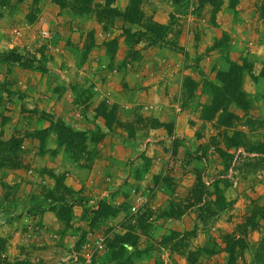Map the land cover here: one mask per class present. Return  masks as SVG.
I'll list each match as a JSON object with an SVG mask.
<instances>
[{"label":"rangeland","instance_id":"1","mask_svg":"<svg viewBox=\"0 0 264 264\" xmlns=\"http://www.w3.org/2000/svg\"><path fill=\"white\" fill-rule=\"evenodd\" d=\"M148 1L145 0L144 5ZM162 1L173 4L171 6L173 9L166 22V24H170V27L165 37L169 41L168 44L170 40H176L175 44L183 55L187 56V52L185 47L183 50L180 45L188 42L197 52L201 39L204 40L205 37L210 36L211 45L207 46L203 56H200L201 58L205 56L203 64L211 65V67L209 66L211 71L206 76L208 81L216 82L218 73L226 71L233 62L245 63L250 68L243 81V90L250 101L248 118L242 117L239 111L231 108V111L239 116V120L234 122L231 127L215 128L213 122H208L210 125L207 130L198 127L194 136L204 142L197 152L188 153V157L195 160L197 164H204L201 168H193L194 173L191 174L193 183L188 194L201 177L211 185L215 180L226 179L227 182H223L221 186L226 185L224 195L229 206L220 212H216L215 208L211 207L214 216L207 217L203 222L198 220L196 208L188 213V224L184 221L182 225H179L177 217L164 218L162 211L155 212L156 210L149 207V201L155 195L154 189L159 185L165 183L166 186L169 208L166 213L176 214L183 211V207L189 205L191 201L188 200V197L181 199L177 197L180 185L176 183L177 180L174 177L149 175V183L145 182L149 161H146L141 154L137 157L139 160L133 161L134 157L131 159L128 170H126V173H130L129 175L137 182L143 180L144 182L142 184L132 182L126 187L125 196L127 199L118 207L125 213L123 226H102L101 220L97 221L93 228L87 226L86 230L80 227L78 229L73 226L72 219L67 224L54 214L59 224V229H54L42 219L44 212L34 215L27 211L29 208L36 209L38 208L36 206L41 204L42 208L51 212L48 210L50 200L47 196L51 194L55 186L52 174L63 177L64 183L69 176H65L63 172L55 174L46 170V167H33L36 154L42 155L44 152L39 151L34 154L32 151H25L22 148L23 138L18 150L14 153L7 155L0 152V157L7 156L6 160L0 159V264H13L18 260L27 261L28 264H192L187 261L188 254H191L190 259L193 264H224L227 255L224 252L226 245L223 238L226 235L241 236L242 225L246 221L249 211L253 206L264 207V167L255 166L256 155L247 152L250 144H264V83L259 81V72L264 63V19L260 14L261 9L264 11V0H255L250 16L243 18L237 14L235 19L234 12L227 8L228 0H223V6L215 15L212 13V7L205 4L204 0H177L176 3L174 0ZM90 5L89 8H82L87 9L86 13L88 14H95L98 9L94 8L92 4ZM150 6L151 2L148 4V7ZM75 8L73 5L74 10ZM0 9V12H5L4 8ZM76 9L80 10L81 6ZM27 11L24 20L18 18V15L9 14L11 18H4L6 22L0 27V64L3 66V70L12 76L10 77L13 78L12 82L17 85L19 71H31L39 74L57 62V57L50 49L56 40L53 22L42 17L40 3L30 6ZM29 14L33 17L31 21L28 18ZM221 15L229 16V19L223 21L222 25L220 24ZM145 16L150 17L147 14ZM109 25L113 24H107V26ZM43 29L49 31L48 39L41 37ZM136 30V28L130 29L131 32ZM17 31H21L23 34L21 40L17 39ZM209 31L218 32L220 35L212 40L213 34H210ZM141 39L139 44L148 55L141 56L138 50L134 49L139 44H126L128 49L123 65L135 62L138 68L146 69L147 63L154 62L150 52L157 51V49H171L160 44L151 45L145 36ZM238 50L241 52L238 59L231 60L236 56L234 51ZM190 52L192 57H199L196 55L197 53L193 55L191 50ZM192 57L190 60L194 63L195 60ZM210 57L213 58L212 61L209 60ZM113 59L114 55L111 57L112 62ZM198 61L195 62L197 65ZM157 63L158 66L161 65L158 61ZM148 66L152 67L150 64ZM121 69L123 68H119L120 73L127 71L126 68L124 71ZM132 69L129 68L131 72ZM210 77H212L211 80H209ZM186 101L192 100L187 99ZM100 104H96L95 111L98 108L97 110L105 109L111 112L113 117L110 119L114 125V131H120L127 147L135 146L132 154L137 155L139 146L137 142L148 136L150 127L155 124L153 119L150 120V117L142 116L140 106H136L135 111H130L118 103ZM186 104L182 103L183 106ZM201 104L197 102L194 106L191 105L195 108L193 113L199 114L200 119L203 108L199 109L198 106ZM102 106L103 108H101ZM29 111L32 109H24V112L32 114ZM251 111L253 112L251 113ZM254 119L257 121H252ZM166 130L170 132V135L173 134L172 126ZM235 131L244 133L247 145L227 150L225 136H231ZM27 133L33 132L26 131L24 135ZM17 135H22V132H18ZM178 142L180 139L171 140V150L172 153L175 152L174 154L180 150ZM1 148L3 147L0 146ZM220 151L231 156V159H223ZM91 153L93 154L91 159H82L83 164L79 163L81 161L78 162V165L86 167L89 171L96 164L95 159L99 157L98 150L94 149ZM174 154L173 156H175ZM66 155L64 160L68 161ZM182 170L184 172L181 173L179 170L177 173L182 174V177L190 176V171ZM80 174L81 172H78L74 175L79 178L83 176ZM171 175H176V172L172 170ZM30 177L32 179H29ZM79 193L82 196V193H90V190ZM138 196L141 197L140 201L136 200ZM68 198L65 196V199L68 200ZM91 199L93 202L88 205L90 206L88 208L99 206L97 199L95 200L93 197ZM133 206L138 208L135 214H132L131 211ZM72 216L74 217L73 213ZM152 216L157 218L151 219ZM169 218L173 221H168ZM80 229L82 231H79ZM126 230L130 232L136 246L135 248L127 247L120 257H113L112 253L114 252L108 248L107 243L113 239L114 234H122ZM189 231H193L194 234L175 239L174 243H163L164 239L168 240L172 232L183 235ZM98 236L104 238V247L95 250V239ZM244 241L245 247L236 251L235 264H264V222L258 221V226L254 229L247 228ZM85 245H87L86 249H84ZM88 253L90 260H87ZM86 261L89 262L86 263Z\"/></svg>","mask_w":264,"mask_h":264},{"label":"crops","instance_id":"2","mask_svg":"<svg viewBox=\"0 0 264 264\" xmlns=\"http://www.w3.org/2000/svg\"><path fill=\"white\" fill-rule=\"evenodd\" d=\"M75 1L77 0H63L64 6H60L54 0L40 2V14L54 24L56 40L52 47L48 46L57 57V62L54 64L53 61V66L39 74L19 71L17 85L12 82L13 78H10L12 76L4 71L0 64V97H2L0 98V135L3 141H8L18 132H22L20 135L24 138L22 148L34 154L38 153L41 150L40 139L31 136L24 137V132L48 130L50 123L40 119L41 114H46L54 120H60L66 126L78 131L90 132L98 128L104 134L97 144L88 143V151L94 149L99 151V157L94 161L96 164L90 171L78 165V162L64 160V149L58 146L56 134L50 131L44 137V153L42 155L38 153L34 158L33 167H46V170L55 174L63 172L65 176H69L65 179V184L74 191L85 193L90 190V193L81 194L84 199L83 204L72 210L73 226L86 230L89 225L87 219L83 217L84 212L98 208V205L91 209L88 208L90 207L88 205L93 202L91 197L97 199L98 204L102 200L119 207L127 199L126 187L132 182L139 184L144 182V180L137 182L129 175L130 173H126L131 159L134 157L133 161L139 160L137 157L141 154L146 161H149L145 182L149 183V175H169L174 177L177 180L176 183L180 185L177 197L179 199L187 197L193 183L191 178V174L194 173L193 168L204 166L190 159L188 153L197 152L204 142L194 136L197 128L207 130L210 125L202 121L199 114L193 113L195 110L193 106L200 102L202 104L198 108L201 109L211 100L210 95L202 89L204 79L207 80L206 76L211 71L209 69L211 65L203 64L205 56L200 57L203 56L206 47L211 45V39L209 35L204 40L201 39L197 52L188 42L180 45L183 50L185 47L187 56L179 50H154L150 52L154 62L147 63L146 69L138 68L135 62L123 65L128 47L124 42L122 31L124 28H136L137 30L139 28L124 22L121 17L114 18L113 25L107 26L103 20L97 18L96 13H77L73 9ZM149 2H151L150 7H148ZM128 3L129 0H114L110 7L123 12ZM254 3L255 0H240L234 10V19L237 14L243 18L250 16ZM91 4L92 6L103 5L104 1L91 0ZM10 5L13 10L3 7L5 12H0V16H4L0 17V27L6 22L5 19L11 18L9 14L18 15V18L24 20L30 0H10ZM171 6H173L171 2L153 0L152 4V0H149L144 5L143 11L150 15L154 22L166 24L173 9ZM220 18L222 25L223 21L229 19V16L221 15ZM209 32L213 34L212 40L220 35L218 32ZM112 41H116L113 52L112 47L108 45ZM134 49L138 50L141 56L145 54L140 44ZM190 50L193 55L197 53L199 57H192ZM234 52L237 57L234 56V59H231L233 61L237 60L241 54L240 50ZM113 54L112 62L111 55ZM191 57L195 62L199 60L198 65L195 62L192 63ZM212 59V57L209 58L210 61ZM157 61L159 65L161 64L160 66ZM119 68H123L122 71L126 68L128 72L120 73ZM129 68H133L132 72ZM259 81L264 83L261 79ZM187 99L192 101H186ZM100 103H118L130 111H135L136 106H140L142 116L150 117L159 124L172 126L173 134L170 135L164 126L150 128L148 136L137 142L139 145H137V155H133L132 151L135 146L127 147L120 131L109 130L105 120L96 115L95 107ZM182 103L187 104L183 106ZM24 109H32L29 112L33 115L24 112ZM175 139H180L178 142L180 150L177 154L172 153L171 150V140L175 141ZM80 161L79 163L83 164V161ZM182 169L190 171V176L179 175L177 171L180 170L182 173L184 172ZM172 170L176 172V175H171ZM78 172H81L83 176L77 178L74 174ZM154 191L155 195L149 201V207L156 210L155 212L166 213L169 208L165 183L156 187ZM188 213L190 210L177 217L179 225H182L184 221L188 224ZM124 217L125 213L121 210L115 217L102 221V226H123ZM156 218L151 217V219ZM42 219L54 229H59L54 213L46 211ZM167 220L173 221L170 218Z\"/></svg>","mask_w":264,"mask_h":264},{"label":"trees","instance_id":"3","mask_svg":"<svg viewBox=\"0 0 264 264\" xmlns=\"http://www.w3.org/2000/svg\"><path fill=\"white\" fill-rule=\"evenodd\" d=\"M24 1V0H18ZM41 1L44 0H30V6L38 5ZM60 6H64L65 3L63 0H54ZM104 4H96L93 6L98 9L96 11L97 18L99 20H103L104 24H112L113 19L116 17H121L124 22L135 25L139 28V30L135 32H131L130 29H123V37L124 42L126 44L132 45L139 44L142 37H147L148 43L156 46V44H160L165 48H171L180 50L177 48L176 40H170L168 44V39L165 37L168 33L169 25L168 24H159L154 22L150 17H146L143 11V5L145 0H129L128 5L126 6L123 12L118 11L115 8L110 7L114 0H103ZM177 0H174L176 3ZM240 0H228L227 8L234 12L238 2ZM205 4H208L212 7V13L215 15L216 12L220 10L223 6V0H204ZM91 0H77L74 3L76 8L81 6L80 10H75L77 13H86L87 9L84 8L91 7ZM10 8L13 10L10 5V0H0V8ZM7 8V9H8ZM262 10V9H261ZM260 10V14L264 19V11ZM30 13V12H29ZM29 21L33 19L32 15L29 14ZM116 41L110 42L108 44L111 51L114 50V45ZM114 55V54H113ZM111 55V57L113 56ZM2 61V60H1ZM6 62V61H3ZM250 70L249 66L245 63L237 64L231 63L229 68L226 71H221L218 73L216 77V82L205 80L203 82L202 89L208 93L211 97L210 103L205 105L203 108L201 119L204 122H213L215 124V128H229L232 126L234 122L239 120V116L231 111V108L239 111L242 114V117L248 118L249 109H250V101L246 96V93L243 90V81L245 75ZM259 78L264 81V63L262 64V68L259 72ZM103 105V104H100ZM103 108V106L101 107ZM96 115L100 116L105 120L106 127L109 130L114 131V125L111 123V112L103 110H97ZM40 119L48 121L50 123L48 130L45 131H33V133H27L24 135L36 137L40 139L41 150L43 152V143L44 137L48 131L53 132L57 136L58 146L63 147L64 153L67 154V159L72 162H79L80 160H89L92 158V151H88V143H92L93 145L97 144L103 137L104 134L96 128L94 131L90 132H82L75 130L69 126H66L60 120H54L50 116L46 114H41ZM152 120V118H149ZM247 120V119H246ZM115 121V120H114ZM155 122L151 129L158 128L159 126H164L166 129L170 126L159 124L156 120H152ZM252 121H257L256 119ZM170 133L169 131H167ZM23 137L14 136L8 141H3L0 136V146L3 147L0 149V152L3 154L14 153L18 150V146H20ZM226 141V149L234 148L237 149L239 147H245L247 143H245L244 133L235 131L231 136H225ZM247 152L255 154L256 157L254 161H256L255 166L259 165L264 167V144H250ZM223 159H231V156L225 154L223 151L219 152ZM7 156L3 155L0 157L1 160H6ZM249 165V164H248ZM252 166H254L252 164ZM52 177L55 181V186L53 191L47 198L50 200L48 210L54 213L59 220H64L67 224L71 219L72 210L74 206H80L83 204L84 199L80 196V193L74 191L70 187L66 186L64 183L63 177L55 176L52 174ZM223 182H227L224 180H215L213 184H207L203 178L198 179L196 183L191 188L188 194V200L191 201L189 205L183 207V211H179L176 214L163 213L164 217H180L182 214L188 210L197 209L198 212V220L203 222L207 217L214 216L213 209L215 208L216 212H220L221 210L227 208L229 206V202L226 200L224 191L226 185L221 184ZM54 192V193H53ZM65 196L69 197L68 200L65 199ZM213 198V199H212ZM36 209L29 208L27 212L37 215L38 213L45 212V208H42L41 204H38ZM213 209H212V208ZM121 211L120 208L106 202H102L99 204L97 210H88L84 212V219H87L88 225L93 228L96 226L97 221H103L110 217H115L116 214ZM33 212V213H32ZM258 221L264 222V207H255L253 206L252 210L249 211L248 217L246 221L242 225V235H226L223 240L226 245L224 248V252L227 255L224 264H235L236 260V251L239 249H243L245 247V235L247 233V228L254 229L258 226ZM193 231L186 232L185 234H179L172 232L170 237L166 241L163 240V243H174L173 241L178 238H183V236H191L193 235ZM171 245V244H167ZM175 245V244H174ZM107 246L112 253L113 257H120L122 253L125 251L127 247L135 248L134 239L130 235V232L126 230L122 234H114L113 239L107 243ZM173 246V245H171ZM174 247V246H173ZM191 254H188L187 261L188 263H192L193 261L190 259ZM13 264H28L27 261H15Z\"/></svg>","mask_w":264,"mask_h":264},{"label":"built area","instance_id":"4","mask_svg":"<svg viewBox=\"0 0 264 264\" xmlns=\"http://www.w3.org/2000/svg\"><path fill=\"white\" fill-rule=\"evenodd\" d=\"M16 36H17V39L18 40H21L23 38V34H22L21 31H17L16 32ZM41 37L43 39H48L50 37L49 31H47V29H43L41 31ZM136 200L137 201H140L141 200V197L138 196L136 198ZM131 211H132V214H135L138 211V208L136 206H133L131 208ZM86 247H87V245L84 246V249H86ZM103 247H104V238L102 236L96 237V239H95V250L102 249ZM87 260H90V254L89 253L87 254ZM88 262L86 261V263H88Z\"/></svg>","mask_w":264,"mask_h":264}]
</instances>
